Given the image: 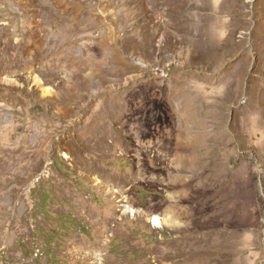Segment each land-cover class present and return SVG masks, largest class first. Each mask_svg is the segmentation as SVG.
<instances>
[{
    "label": "rangeland",
    "instance_id": "374dc122",
    "mask_svg": "<svg viewBox=\"0 0 264 264\" xmlns=\"http://www.w3.org/2000/svg\"><path fill=\"white\" fill-rule=\"evenodd\" d=\"M0 264H264V0H0Z\"/></svg>",
    "mask_w": 264,
    "mask_h": 264
},
{
    "label": "bare ground",
    "instance_id": "6f19581e",
    "mask_svg": "<svg viewBox=\"0 0 264 264\" xmlns=\"http://www.w3.org/2000/svg\"><path fill=\"white\" fill-rule=\"evenodd\" d=\"M195 218H196V217H195ZM153 221H154V223L157 224V225H161V224H162V222L160 221L159 216H154V217H153ZM191 221H193V220H191Z\"/></svg>",
    "mask_w": 264,
    "mask_h": 264
}]
</instances>
